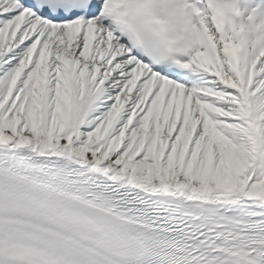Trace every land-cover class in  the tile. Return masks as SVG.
<instances>
[{"label": "snow or ice", "instance_id": "6c2138e0", "mask_svg": "<svg viewBox=\"0 0 264 264\" xmlns=\"http://www.w3.org/2000/svg\"><path fill=\"white\" fill-rule=\"evenodd\" d=\"M0 264H264V0H0Z\"/></svg>", "mask_w": 264, "mask_h": 264}]
</instances>
